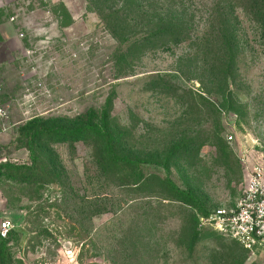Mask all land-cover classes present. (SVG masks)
<instances>
[{"label": "rangeland", "instance_id": "obj_1", "mask_svg": "<svg viewBox=\"0 0 264 264\" xmlns=\"http://www.w3.org/2000/svg\"><path fill=\"white\" fill-rule=\"evenodd\" d=\"M231 1L133 0L116 27L124 0H53L17 20L23 47L0 64L5 264H264L199 218L235 204L245 159L264 165V0ZM211 8L232 26L224 56L217 30L202 43ZM157 12L184 36L144 40Z\"/></svg>", "mask_w": 264, "mask_h": 264}, {"label": "built area", "instance_id": "obj_2", "mask_svg": "<svg viewBox=\"0 0 264 264\" xmlns=\"http://www.w3.org/2000/svg\"><path fill=\"white\" fill-rule=\"evenodd\" d=\"M53 0H17L10 20L16 21L40 3L48 5ZM23 36V32L20 31ZM1 86V77H0ZM11 110L6 103H0V128L8 124ZM244 185L233 206H221L208 214L201 215L200 222L209 224L220 233L239 242L244 248H264V168L259 161L244 160ZM11 229L8 218L0 221V235L6 236Z\"/></svg>", "mask_w": 264, "mask_h": 264}, {"label": "trees", "instance_id": "obj_3", "mask_svg": "<svg viewBox=\"0 0 264 264\" xmlns=\"http://www.w3.org/2000/svg\"><path fill=\"white\" fill-rule=\"evenodd\" d=\"M232 1H234V0H232ZM243 1H244V3L248 4L251 8H253L254 0H243ZM246 4H244V7ZM132 7H133V0H124V2L116 8V27L120 26L119 23H124L123 22L124 20L129 21L131 19L129 16V13L132 12L131 11ZM221 8H220V11L218 12L220 17L222 16V14L223 15L224 14L225 15L230 14V11H231V13H233L231 6L227 10V13H226V10L224 9L225 6L222 9ZM158 14L159 15H156V13L152 14V16H151L152 27H151L149 33L144 37V40H146L152 44H156V43H166V42H169L172 40L176 41L178 39H181L184 36L185 29L182 27L183 22L178 20L179 19L178 17H172L169 14H166L165 16L160 15V13H158ZM213 16H215L214 8H211L210 11L208 12V18L205 20L208 22V26L206 27V31L204 32V34L206 33V36L205 35L202 36L205 38V41L202 43L207 46L210 43L209 38L217 30L218 35L221 36L220 39L222 42V50L224 52V54H223V56H224V55L228 54L227 53L228 52V45L230 43L229 29L232 26H231V23L229 22L228 18L223 19L221 22L217 20L218 22L215 23L213 20L214 19ZM125 22H127V21H125ZM136 42H137V40L134 39L132 42V45H135ZM208 73H211V71L208 70ZM79 126L92 127L94 130V133L96 135H98L99 137H103V139L105 141L103 143L105 154H107V156H109V158H111V161L113 163L116 162V160H115L116 153L114 152V149H113V147L111 145V141H110V137H111L110 131H106V130L102 129L98 124L93 123L91 121H87V122H84L82 124H79ZM39 130H45V129H39ZM30 149H31V146H30ZM120 163L123 165L127 164L125 160H120ZM123 176L126 177L127 179H129V182H130V180L132 181L131 174L124 172ZM136 180H138V179H136ZM125 182L128 183V181H125ZM174 187H176V186L174 185ZM176 192H177L176 195L173 194L174 195L173 197H167V198L174 199V200L180 201L182 203H189L188 199L185 197V194L188 193L187 190L179 189L178 187H176ZM208 213L209 212H206V213L201 214V215H205ZM10 231H11V229L9 230L8 234L10 233ZM6 236L0 235V238L6 237ZM5 261H6V258L3 259L0 256V264H5Z\"/></svg>", "mask_w": 264, "mask_h": 264}, {"label": "crops", "instance_id": "obj_4", "mask_svg": "<svg viewBox=\"0 0 264 264\" xmlns=\"http://www.w3.org/2000/svg\"><path fill=\"white\" fill-rule=\"evenodd\" d=\"M16 2L17 0H0V64L8 61L23 47L18 24L10 20ZM262 166L264 168L263 164Z\"/></svg>", "mask_w": 264, "mask_h": 264}]
</instances>
